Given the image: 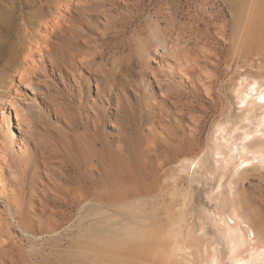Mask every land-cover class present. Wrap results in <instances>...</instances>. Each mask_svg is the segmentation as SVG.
Returning a JSON list of instances; mask_svg holds the SVG:
<instances>
[{
	"label": "rangeland",
	"instance_id": "rangeland-1",
	"mask_svg": "<svg viewBox=\"0 0 264 264\" xmlns=\"http://www.w3.org/2000/svg\"><path fill=\"white\" fill-rule=\"evenodd\" d=\"M201 1L206 0H80L66 20L59 19L66 0H0V47L9 65L1 81L19 83L16 69L31 32L47 33L43 26L52 25L53 17L60 22L34 81L35 98L24 84L18 87L32 132L26 150L16 143L9 162L16 173L6 177H15L17 186L7 181L0 188V235L6 249L11 247L0 264H228L221 230L229 224L249 251L264 249V161L255 158L263 155L264 144V24L259 39L250 36L255 0H245L240 20L223 9L225 17L216 14L200 24L202 33L191 31L193 6ZM225 21L236 28L226 44L218 39ZM177 36L194 56L202 46L221 47L214 100L198 96L188 81L154 61L153 51L172 45ZM249 39L251 48L234 60L229 42L241 47ZM154 72L167 83L164 88ZM182 105L185 112L192 106L189 111L200 119L194 148L175 160L157 161L165 139L187 134L178 121ZM11 118L18 141L14 113ZM2 130L0 125L1 136ZM149 143L161 182L130 193L123 203L110 201L112 189L128 186L132 177L122 167L117 172L116 156L136 169ZM41 191L49 199L67 193L79 201H58L64 214L57 216L56 230L46 220L35 234L29 224H20L8 201L20 194L34 204ZM27 208L34 216L36 209ZM113 234L132 241L127 250L105 243Z\"/></svg>",
	"mask_w": 264,
	"mask_h": 264
},
{
	"label": "bare ground",
	"instance_id": "bare-ground-1",
	"mask_svg": "<svg viewBox=\"0 0 264 264\" xmlns=\"http://www.w3.org/2000/svg\"><path fill=\"white\" fill-rule=\"evenodd\" d=\"M220 2L224 3L226 8H224ZM80 3H81L80 0H66V4L65 3L63 4L65 12L59 13L60 14L59 19L65 18L67 20L68 14L72 13V10L75 7H77L78 5L80 7V5L82 4V3L81 4ZM78 9H80V8H78ZM193 9H194L193 10L194 13L192 14L191 18L195 20V23L193 25L189 26V29L191 31H199L200 33H202L200 31V27H199L200 24H202L203 22H207V24H209L210 20L215 19L216 14L222 15L223 17H225L224 16V10L225 9H229L233 13L234 18L237 20H240L241 15L246 10V2H245V0H216L214 2L210 1V0H206V1H201V2L194 4ZM102 12H104V10L101 11V13ZM104 17H107V16H104ZM53 18H52V25H50L49 23H46V25L43 26L47 33H40L38 31H36V32L32 31L26 46L23 47L22 52L20 53L21 63H20V66L16 69L17 76L19 78V83L15 84V82H13V84H11L12 82L6 80L7 77H5V79H3L2 81L0 78V113L2 115V117L0 119V125L2 126V128L4 130V131L2 130L3 136L0 135V186H1L0 188L1 189L5 188V186H7V181H11L12 183L15 184V186H17V184H18V180L15 181V179H14L15 177L14 178H12V177L7 178L6 177L7 173L11 174V176L13 173H16L15 171H13V172L11 171L10 166H9V162L12 159V157H14V155H16L14 152L15 151V149H14L15 144L17 143L19 145L20 150L21 149L26 150L27 141H28V138L30 137L31 132H32L29 112H28L27 108L24 106L25 104L23 105L21 102H19V100L17 98L18 89L20 88L19 86L24 84V86H26V88L30 89V94H32L33 97L36 96L35 94L33 95L35 78H37L39 75V69H40V66H41L44 58L46 56H49L48 54H49L50 49H51L50 44H52V41H50V39L55 34L56 28L58 27V25H60V22H58L59 20H57L58 17H56L54 19ZM107 20H109V19H107ZM263 24H264V0H255V3H253V6L250 8V28H251L250 29L251 30L250 36H253L256 39L257 38L259 39L258 32L261 29V27L263 26ZM220 27L221 28H220L219 34L221 37H218V39L220 40V42H224L226 44V42H227L226 37L229 35V30L231 32V35L233 36L235 34L234 32H235L236 28H235V30L229 29V24L227 23V21L223 22V25ZM179 34H181V33H179ZM192 34H193V32H192ZM196 35H198V34H196ZM182 36H183V33H182ZM182 36H180V37L177 36L176 39L173 40L175 42L172 45L170 44L171 41L167 42L164 40V42L166 44L169 43L170 46L167 45V46H164L162 48H159L160 47L159 46L158 49L153 51V54H152L153 59L156 62V64L159 65V67H161V68L167 67L170 70L172 75H177L178 77H180L182 79V82L183 81L185 82V80L188 81L189 87L192 88L193 90H195L198 93V96H201V97L206 96L209 99L214 100V97H213L214 91L216 92V90H217L216 82L220 78L219 68H220V65L223 61L222 55L220 54V51H219L221 47L218 46V47H216V49H212V48L211 49H204L205 47L202 46L203 49L199 50V52L197 51L198 54H196L194 56L192 54L191 50L189 49V44L184 42L185 40L183 41ZM248 36H246V37H248ZM37 37H39V39H37ZM246 37H244L243 39H245ZM202 38L203 37L201 35H198L199 40H202ZM250 40L251 39H249V41L244 40L241 47L239 46V44L234 45L231 41L229 42V44H231V49L233 48V50H234V48H235L234 55L232 56L234 58V60H237L239 58L241 59L242 57H244L243 53H244L245 49L251 48ZM226 61L228 62L229 60H226ZM7 66H9L8 61L6 60L3 49L0 47V75L3 73V71L6 69ZM209 66H211V69H209ZM152 76L154 77L155 81L157 83H159L161 88H164L166 86L167 83H165V82L160 83L162 79L159 78V75L157 72H154L152 74ZM5 88H7V90H5ZM198 103H200V102H198ZM192 105L195 106L193 103H192ZM190 107H192V106H189L188 112H185V110H184L185 107L182 105L181 108L179 109L178 113H177L180 116L178 121L182 125H184V127L183 126L182 127L183 128L186 127V129H188L187 132H185V134L187 133L186 136H184V137L182 136V138H180V139H175L172 136L168 139H165L164 143L162 142L165 147L163 146L164 147L163 151L157 155V158H156L157 161L160 159H164V158L165 159L168 158V160H170V161L175 160L176 158H178V156L180 154L188 152L189 150H192L194 148V146H193L194 140L192 138H194V134L198 130L200 119L197 116H195L192 113V111H189V110H191ZM13 113H14L15 118L17 120L16 134L19 137L18 141L10 129L11 121H12L11 117H12ZM169 129H170V127H169ZM218 136H219V134H218ZM160 146H162V144ZM154 147L155 146L153 145V143H149L147 145V148L141 154V158L139 157L136 160V163L134 162L135 165L133 164L134 166H136V169L132 168L131 165L126 161V159L124 157H122L121 155L118 156L117 154H115V155H117L116 156V170H117V172H118V168L120 169L122 167L123 168L122 170L125 169V171H127L126 173L129 175H132V177L130 180H126L127 182H130L131 186H130V184L128 186L123 184L120 187L112 189V192H111L112 194L109 195L110 201H117V202L123 203L125 201V198L130 193L133 194L135 191H137L139 189H141V191L147 192V191H149V189L153 188L154 185H157L159 182H161V179H162L161 175L157 174V171H156L155 166H154V162L148 156V152L152 153ZM259 149H261L263 155L259 154L260 155L259 157L255 155L256 156L255 158H258V159L260 158V160L264 161V144L262 146H260ZM244 152H246V151H244ZM186 167L184 170H186ZM25 169H26L25 171H28V167H26ZM48 175L46 174L47 177H49ZM48 179L50 181H52L50 177ZM230 183H231V181H230ZM53 185H54V187H58L60 184H58L57 182H53ZM230 188L232 189V187H230ZM234 189H232V190H234ZM233 193H234V191H233ZM44 194L45 193H43L42 191L40 194H36L34 204H33V201H31V197L29 198L28 195H25V198H24L23 195H20V194H19V197L17 200L11 202L12 199L9 198L10 201H8V205H9L10 209H11V207L14 208L15 217H17L20 224H22V225L24 224L25 226H27L29 224L34 229L35 234H41L42 227L40 225L43 224V222L45 224L46 220L49 221V224L54 225L51 228L56 230L57 226L60 224L57 216H61V214H64L62 210L58 209V206H59L58 201H61V202L79 201L78 196L71 197L67 193H65L64 195H60V194L55 193V196L52 199H49ZM103 196H104V194H103ZM106 199L107 198H105V200ZM28 204L32 208L36 209L35 210L36 213L34 216L29 214V211L27 210ZM233 207L231 206L232 209H233ZM233 210L236 211L235 214L239 215L236 207ZM221 213L223 214V212H221ZM231 213H233V211ZM231 213H230V216L232 217ZM239 216L238 217L235 216V218H241ZM44 217L46 219H43ZM225 218H227V217H225ZM233 218H234V216L232 217V220H233ZM213 219H215V218H213ZM224 220H226V219H224ZM224 220H222V221L224 222ZM235 220H237V219H235ZM243 220H244V218H243ZM1 221L2 220H1V215H0V223L2 224L3 222H1ZM35 222L39 226H35ZM237 223L239 225L238 221H237ZM237 223H234V221H233V225H236L235 228L239 227V226H237ZM228 224H229V222H228ZM217 227H218V225H217ZM229 227H230L229 230H226V229L221 230L222 233L224 232V235L220 232L222 234V238L224 236L225 239L227 240V241L225 240V242L228 243L227 244L228 245V247H227L228 248V257L226 258L227 263L228 264H264V249L261 248V251H260V248L258 247V248H254V249L251 248L252 250L250 249L251 251H249L246 247L247 244H246V246L244 244H242L241 239H240L241 237H239L236 230L233 227H231L230 224H229ZM225 233H227V234H225ZM1 237L2 236L0 235V256H2V254L4 255V254L10 252L9 250L11 249L10 246H7V247H10V249H6L5 244L2 242ZM126 237L127 236H124V235L113 234L110 237V240L105 241V243H107L109 245V247L112 246V244H114L112 249H117V251L120 252L122 250H127L129 244L132 243V241H129L128 237L127 238ZM111 239H112V241H111ZM110 243H112V244H110ZM257 244H259V243H257ZM6 245H8V244H6ZM99 249L102 250L101 247H99ZM13 251H15V250H13ZM13 251H11V253H14ZM217 257H219V256H217Z\"/></svg>",
	"mask_w": 264,
	"mask_h": 264
}]
</instances>
